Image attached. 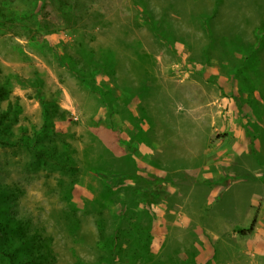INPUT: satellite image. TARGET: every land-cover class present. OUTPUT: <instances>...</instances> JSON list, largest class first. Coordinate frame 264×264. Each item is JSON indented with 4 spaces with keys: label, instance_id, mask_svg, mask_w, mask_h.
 <instances>
[{
    "label": "rangeland",
    "instance_id": "rangeland-1",
    "mask_svg": "<svg viewBox=\"0 0 264 264\" xmlns=\"http://www.w3.org/2000/svg\"><path fill=\"white\" fill-rule=\"evenodd\" d=\"M220 3L0 0L3 139L57 154L0 145L23 259L264 264V0Z\"/></svg>",
    "mask_w": 264,
    "mask_h": 264
},
{
    "label": "trees",
    "instance_id": "trees-1",
    "mask_svg": "<svg viewBox=\"0 0 264 264\" xmlns=\"http://www.w3.org/2000/svg\"><path fill=\"white\" fill-rule=\"evenodd\" d=\"M228 1H231L232 4H236L239 0H233V1L232 0H221L220 5L223 6ZM60 9L63 10V6H60ZM210 10L211 12L218 11L214 7ZM201 28L203 30L204 35L207 37V39L211 40L213 38L211 27L208 25H201ZM155 29L156 27L154 28V30ZM258 31H260V27H256L253 30V34H257ZM38 101L40 102V105L42 108V118H43V125L39 132L41 134H44V136H47L48 133H51V130H50L51 125H52L51 122L53 123V120H54V119L52 120V117H54L53 114L58 113L60 108L56 105V103L52 101H48L42 96L38 97ZM2 116H3L2 113H0V145L12 147V148L20 147L23 149L35 150V151H38L42 156H45L49 159L56 160L57 158L56 153L51 152V150H48V147H45L44 145H39V143L36 141L40 138L35 140V139H30L27 136H22L20 137V139L15 140V141H12L9 139H3L4 134L6 133V130H7V126L2 123ZM4 227H6L7 229L9 228L8 224H6ZM10 239H11V236L9 235L7 230L2 228V226L0 225V260L4 261L6 264H35V261H34L35 259L32 253H28V255L25 257L27 259H23L21 255L19 254V251L22 248H24L23 245H25V241L19 240L18 242L12 243ZM115 242H116V238L113 240V244H115ZM22 251L27 253V251L25 250H22Z\"/></svg>",
    "mask_w": 264,
    "mask_h": 264
}]
</instances>
